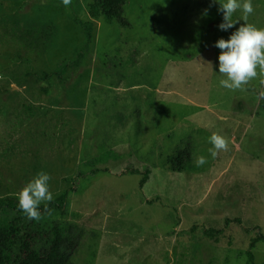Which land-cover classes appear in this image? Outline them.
Segmentation results:
<instances>
[{
	"label": "rangeland",
	"instance_id": "1",
	"mask_svg": "<svg viewBox=\"0 0 264 264\" xmlns=\"http://www.w3.org/2000/svg\"><path fill=\"white\" fill-rule=\"evenodd\" d=\"M221 2L126 0V27L84 0H0V198L49 174L53 200L67 197L56 219L75 227L70 263L249 264L264 236V99L255 80L219 84L214 44L245 23L238 10L221 31ZM252 4L246 23L264 28V0ZM213 132L229 141L214 159ZM183 149L189 168L169 172ZM251 253L264 264V241Z\"/></svg>",
	"mask_w": 264,
	"mask_h": 264
},
{
	"label": "trees",
	"instance_id": "2",
	"mask_svg": "<svg viewBox=\"0 0 264 264\" xmlns=\"http://www.w3.org/2000/svg\"><path fill=\"white\" fill-rule=\"evenodd\" d=\"M126 0H84L89 16L94 20L116 21L128 27L124 17ZM90 28L86 29V41L90 42ZM190 158L187 149L176 150L166 159L165 167L169 172L181 173L189 168ZM148 171L139 183L142 187ZM66 195L52 200L47 207L51 215L44 212V205L38 209L40 220H28L18 210L16 196L0 198V264H72L68 256L76 241L71 224H62L56 218L65 215ZM240 223L239 219L235 220ZM264 241V236L253 238L249 244L248 261L254 264L251 250Z\"/></svg>",
	"mask_w": 264,
	"mask_h": 264
},
{
	"label": "clouds",
	"instance_id": "3",
	"mask_svg": "<svg viewBox=\"0 0 264 264\" xmlns=\"http://www.w3.org/2000/svg\"><path fill=\"white\" fill-rule=\"evenodd\" d=\"M217 3V0H212ZM62 5L67 8L72 0H61ZM242 13L245 21L238 27L227 40L218 39L214 47L220 50L218 55L219 75L223 77L219 84L221 87L236 91L245 90V86L251 81H257V99H264V28L246 23L248 17L254 12L252 0H223L219 3L218 12L223 14V22L218 25L221 31L233 28L238 21H233V15L237 11ZM211 69V62L207 64ZM211 145L207 149L214 159L220 152L229 150V141L224 136L213 132L208 138ZM196 167H202L208 163L207 157L200 155L194 159ZM50 175L40 171L20 191L15 193L18 200V210L28 220H40L41 212L38 210L44 205V212L51 215L47 205L52 202L53 194L49 190Z\"/></svg>",
	"mask_w": 264,
	"mask_h": 264
}]
</instances>
